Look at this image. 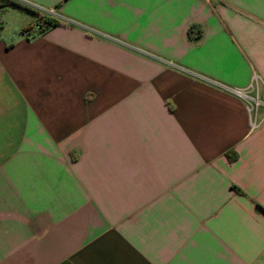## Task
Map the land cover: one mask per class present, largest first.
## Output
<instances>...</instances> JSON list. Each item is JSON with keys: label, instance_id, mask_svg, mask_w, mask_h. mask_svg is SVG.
<instances>
[{"label": "crops", "instance_id": "1", "mask_svg": "<svg viewBox=\"0 0 264 264\" xmlns=\"http://www.w3.org/2000/svg\"><path fill=\"white\" fill-rule=\"evenodd\" d=\"M15 1L0 264H264V0Z\"/></svg>", "mask_w": 264, "mask_h": 264}, {"label": "trees", "instance_id": "2", "mask_svg": "<svg viewBox=\"0 0 264 264\" xmlns=\"http://www.w3.org/2000/svg\"><path fill=\"white\" fill-rule=\"evenodd\" d=\"M11 7H18V8H22L28 11H32L34 13H36L33 9L29 8L28 6L15 1V0H0V12H2L4 9L6 8H11ZM37 23H41L43 26H45V28L43 29L42 32H40L41 34L44 33L47 29L55 27L59 24V22L57 20L54 19H48V18H41L39 17L38 22ZM1 24V23H0ZM31 28H28L27 30H30ZM235 159L234 158H229L230 161H233Z\"/></svg>", "mask_w": 264, "mask_h": 264}, {"label": "built area", "instance_id": "3", "mask_svg": "<svg viewBox=\"0 0 264 264\" xmlns=\"http://www.w3.org/2000/svg\"><path fill=\"white\" fill-rule=\"evenodd\" d=\"M44 28H45V26H43L41 23H36L30 30L23 31V35L25 38H29L31 36H36L38 34H41L40 32H42ZM233 94H235L236 96H239L241 98L242 97L246 98L245 95L243 94V92H241L239 90L233 91ZM255 105L256 106L258 105L257 101L255 102Z\"/></svg>", "mask_w": 264, "mask_h": 264}, {"label": "rangeland", "instance_id": "4", "mask_svg": "<svg viewBox=\"0 0 264 264\" xmlns=\"http://www.w3.org/2000/svg\"><path fill=\"white\" fill-rule=\"evenodd\" d=\"M8 18L10 19L12 25H14L15 23H18V22L21 21V18L18 19V18H16L13 14H9V15H8Z\"/></svg>", "mask_w": 264, "mask_h": 264}]
</instances>
